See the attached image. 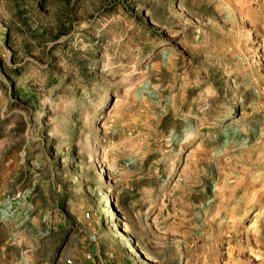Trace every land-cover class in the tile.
<instances>
[{"label":"rangeland","instance_id":"obj_1","mask_svg":"<svg viewBox=\"0 0 264 264\" xmlns=\"http://www.w3.org/2000/svg\"><path fill=\"white\" fill-rule=\"evenodd\" d=\"M0 264H264V0H0Z\"/></svg>","mask_w":264,"mask_h":264}]
</instances>
